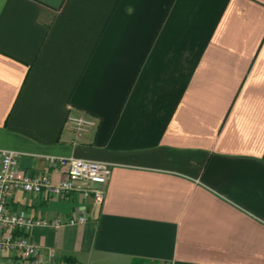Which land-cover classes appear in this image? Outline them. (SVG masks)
Listing matches in <instances>:
<instances>
[{
  "label": "crops",
  "instance_id": "1",
  "mask_svg": "<svg viewBox=\"0 0 264 264\" xmlns=\"http://www.w3.org/2000/svg\"><path fill=\"white\" fill-rule=\"evenodd\" d=\"M0 148L110 164L99 204L11 193L57 261L264 264V0H0Z\"/></svg>",
  "mask_w": 264,
  "mask_h": 264
},
{
  "label": "built area",
  "instance_id": "2",
  "mask_svg": "<svg viewBox=\"0 0 264 264\" xmlns=\"http://www.w3.org/2000/svg\"><path fill=\"white\" fill-rule=\"evenodd\" d=\"M91 117L69 114L66 127L73 133L76 144L94 126ZM19 152L0 148V264H76L56 260L53 248L43 249L27 238L25 233L34 225L45 224L41 218H33L25 210L13 211L9 208V198L14 190H21L35 196L63 197L72 193L82 196L83 200L92 199L99 204L104 197L102 186L110 174V164L103 161L89 160L75 156L47 157L53 164L65 167V174L57 182H52L46 175L23 173L18 164ZM87 219L83 206L65 222L82 223ZM54 219L51 225L56 226ZM18 230L19 233L13 232ZM5 253L4 255H2Z\"/></svg>",
  "mask_w": 264,
  "mask_h": 264
}]
</instances>
